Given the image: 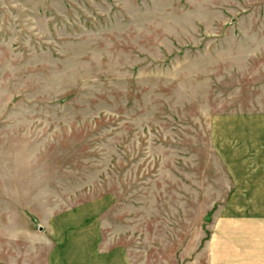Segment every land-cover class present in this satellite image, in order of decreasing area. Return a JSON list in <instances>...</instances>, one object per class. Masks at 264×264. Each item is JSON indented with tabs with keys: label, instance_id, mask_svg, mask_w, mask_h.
Masks as SVG:
<instances>
[{
	"label": "rangeland",
	"instance_id": "374dc122",
	"mask_svg": "<svg viewBox=\"0 0 264 264\" xmlns=\"http://www.w3.org/2000/svg\"><path fill=\"white\" fill-rule=\"evenodd\" d=\"M256 115L264 0H0V264L99 204L132 264L246 261Z\"/></svg>",
	"mask_w": 264,
	"mask_h": 264
},
{
	"label": "crops",
	"instance_id": "0c3cea01",
	"mask_svg": "<svg viewBox=\"0 0 264 264\" xmlns=\"http://www.w3.org/2000/svg\"><path fill=\"white\" fill-rule=\"evenodd\" d=\"M244 154L246 261H211L210 264H264V115L246 116ZM102 207L103 204L96 209L78 208L73 216L69 213L61 218L62 222L50 224L58 243L49 251L48 264H132L124 246L108 247L102 244L98 216Z\"/></svg>",
	"mask_w": 264,
	"mask_h": 264
}]
</instances>
